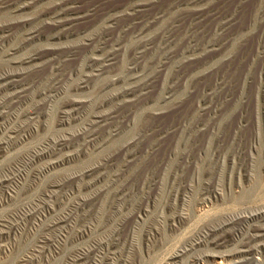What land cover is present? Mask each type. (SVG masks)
<instances>
[{"label":"rangeland","instance_id":"rangeland-1","mask_svg":"<svg viewBox=\"0 0 264 264\" xmlns=\"http://www.w3.org/2000/svg\"><path fill=\"white\" fill-rule=\"evenodd\" d=\"M172 1L0 5V264H264V0Z\"/></svg>","mask_w":264,"mask_h":264},{"label":"bare ground","instance_id":"bare-ground-1","mask_svg":"<svg viewBox=\"0 0 264 264\" xmlns=\"http://www.w3.org/2000/svg\"><path fill=\"white\" fill-rule=\"evenodd\" d=\"M18 1H19V0H0V5L11 6L12 4H14V3H16V2H18ZM36 1H37V0H36ZM51 1H52V0H51ZM63 1H64V0H63ZM72 1H73V0H72ZM105 1H106V0H105ZM158 1H159V0H158ZM173 1H174V0H173ZM173 1H172V2H173ZM205 1H206V0H205ZM222 1H223V0H222ZM33 2H34V1H33ZM48 2H49V1H48ZM54 2H55V1H54ZM150 2H152V1H150ZM155 2H156V1H155ZM164 2H165V1H164ZM223 2H224V1H223ZM49 3H50V2H49ZM74 3H75V2H74ZM90 3H91V1H90ZM93 3H95V2H93ZM139 3H140V2H139ZM143 3H145V2H143ZM166 3H167V2H166ZM194 3H195V2H194ZM237 3H238V2H237ZM237 3H236V4H237ZM41 4H42V3H41ZM126 4H127V3H126ZM133 4H134V3H133ZM145 4H146V3H145ZM148 4H149V3H148ZM164 4H165V3H164ZM48 5H49V4H48ZM129 5H130V4H129ZM137 5H138V4H137ZM141 5H142V4H141ZM150 5H151V4H150ZM32 6H33V5H32ZM41 6H42V5H41ZM132 6H133V5H132ZM132 6H131V7H132ZM143 6H144V5H143ZM146 6H147V5H146ZM42 7H43V6H42ZM76 7H77V6H76ZM82 7H83V6H82ZM84 7H85V6H84ZM131 7H130L129 9H131ZM133 7H134V6H133ZM137 7H139V5H138ZM155 7H156V6H155ZM160 7H161V6H160ZM22 8H23V6H22ZM40 8H41V7H40ZM72 8H73V9H72ZM72 8H69L66 4H63V3H54V4L50 5V6L47 8V10H48L49 13H51V14H53V15L55 14L57 17H59L58 21H55V25L60 27L61 24H63V23H67L68 21L73 20V21H72V24H73V23H75L76 21H78L79 19L82 18V17H81V18L79 17V15H78L79 12L76 11V8H75V7H72ZM142 8H143V7H142ZM163 8H164V7H163ZM163 8H162V9H163ZM217 8H218V7H217ZM36 9H37V8H36ZM44 9H45V8H44ZM86 9H87V8H86ZM154 9H156V8H153V10H154ZM162 9H161V10H162ZM172 9H174V8H172ZM183 9H184V8H183ZM208 9H209V8H208ZM211 9H212V8H211ZM211 9H210V10H211ZM41 10H42V9H41ZM136 10H137V9H136ZM141 10H142V9H141ZM157 10H158V9H157ZM203 10H204V9H203ZM214 10H215V9H214ZM110 11H111V10H110ZM144 11H145V10H144ZM147 11H148V9H147ZM193 11H194V10H193ZM196 11H197V10H196ZM196 11H195V12H196ZM42 12H43V11H42ZM90 12H91V11H90ZM92 12H93V11H92ZM92 12H91V13H92ZM137 12H138V10H137ZM156 12H157V11H156ZM159 12H160V11H159ZM181 12H182V11H181ZM202 12H203V11H201V13H202ZM205 12H207V11L205 10ZM205 12H204V13H205ZM107 13H108V11H107ZM153 13H154V12H153ZM210 13H211V12H210ZM212 13H213V12H212ZM74 14H75L76 16H73ZM129 14H130V13H129ZM139 14H140V13H139ZM167 14H168V13H167ZM169 14H170V13H169ZM186 14H187V13H186ZM217 14H218V13H217ZM40 15H41V14H40ZM62 15H64V16H69V17L66 18V19L64 18L65 21L63 22V21H62V18H60ZM86 15H87V14H86ZM132 15H133V14H132ZM132 15H131V16H132ZM134 15H135V14H134ZM134 15H133V16H134ZM136 15H137V14H136ZM178 15H179V14H178ZM178 15H177V16H178ZM215 15H216V13H215ZM46 16H47V15H46ZM88 16H89V15H88ZM97 16H98V15H97ZM116 16H117V15H116ZM118 16H119V15H118ZM118 16H117V17H118ZM180 16H181V15H180ZM182 16H183V15H182ZM200 16H201V15H200ZM208 16H210V15H208ZM36 17H38V16H36ZM136 17H137V16H136ZM190 17H191V16H190ZM198 17H199V16H198ZM201 17H202V16H201ZM53 18H54V17H53ZM119 18H120V16H119ZM130 18H131V17H130ZM157 18H158V17H157ZM180 18H181V17H180ZM184 18H185V17H184ZM184 18H183V19H184ZM64 19H63V20H64ZM132 19H133V17H132ZM134 19H135V18H134ZM134 19H133V20H134ZM186 19H187V18H186ZM189 19H190V18H189ZM189 19H188V20H189ZM220 19H221V18H220ZM14 20H15V19H14ZM30 20H31V19H30ZM32 20H33V19H32ZM35 20H36V19H35ZM38 20H39V19H38ZM44 20H45V18H44ZM106 20H107V19H106ZM140 20H141V19H140ZM155 20H156V19H155ZM155 20H154V21H155ZM171 20H172V19H171ZM171 20H170V21H171ZM181 20H182V19H181ZM194 20H195V19H194ZM225 20H226V19H225ZM26 21H27V20H26ZM41 21H42V20H41ZM52 21H53V20H52ZM91 21H92V20H91ZM114 21H115V20H114ZM119 21H120V20H119ZM189 21H190V20H189ZM218 21H219V20H218ZM30 22H31V21H30ZM39 22H40V21H39ZM39 22H38V23H39ZM44 22H45V21H44ZM78 22H79V21H78ZM141 22H142V21H141ZM197 22H198V21H197ZM204 22H205V21H204ZM213 22H214V21H213ZM228 22H229V21H228ZM13 23H14V22H13ZM17 23H18V22H17ZM34 23H35V22H34ZM36 23H37V22H36ZM41 23H42V22H41ZM88 23H89V22H88ZM102 23H103V22H102ZM127 23H128V22H127ZM185 23H186V21H185ZM120 24H121V23H120ZM137 24H140V23H137ZM187 24H188V23H187ZM222 24H223V23H222ZM5 25H6V24H5ZM46 25H47V24H46ZM48 25H49V24H48ZM116 25H117V24H116ZM116 25H115V26H116ZM141 25H142V24H141ZM194 25L196 26V24H194ZM12 26H14V25H12ZM38 26L40 27V25H38ZM72 26H73V25H72ZM104 26H105V25H104ZM106 26H107V25H106ZM166 26H167V25H166ZM188 26H189V25H188ZM3 27H4V24H3ZM6 27H7V26H6ZM99 27H100V26H99ZM120 27H121V26H120ZM173 27H174V26H173ZM27 28H28V27H27ZM53 28H54V27H53ZM139 28H140V27H139ZM176 28H177V27H176ZM179 28H181V27H179ZM201 28H202V27H201ZM0 29H1V28H0ZM8 29H9V28H8ZM10 29H11V28H10ZM47 29H48V28H47ZM49 29H50V28H49ZM105 29H106V28H105ZM110 29H111V28H110ZM112 29H113V28H112ZM112 29H111V30H112ZM167 29H168V28H167ZM198 29H199V28H198ZM50 30H51V29H50ZM63 30H64V29H63ZM66 30H67V29H66ZM94 30H95V29H94ZM106 30H107V29H106ZM114 30H115V29H114ZM119 30H120V28H119ZM141 30H142V29H141ZM174 30H175V29H174ZM231 30H232V29H231ZM47 31H48V30H47ZM160 31H161V30H160ZM160 31H158V32H160ZM203 31H204V30H203ZM33 32H34V31H33ZM44 32H45V31H44ZM60 32H61V31H60ZM71 32H72V31H71ZM172 32H173V30H172ZM55 33H56V32H55ZM97 33H98V32H97ZM104 33H105V32H104ZM136 33H137V32H136ZM136 33H135V34H136ZM174 33H175V32H174ZM202 33H203V32H202ZM202 33H201V34H202ZM231 33H232V32H231ZM34 34H35V33H34ZM75 34H76V33H75ZM100 34H103V33H100ZM112 34H113V33H112ZM135 34H134V35H135ZM144 34H145V33H144ZM148 34H149V33H148ZM164 34H165V33H164ZM176 34H177V33H176ZM176 34H175V35H176ZM198 34H200V33H198ZM53 35H55V34H53ZM72 35H73V34H72ZM81 35H82V34H81ZM91 35H93V34H91ZM134 35H133V36H134ZM136 35H137V34H136ZM150 35H151V34H150ZM57 36H58V35H57ZM98 36H99V35H98ZM151 36H152V35H151ZM153 36H154V35H153ZM155 36H158V35H155ZM155 36H154V37H155ZM159 36H160V35H159ZM170 36H171V35H170ZM172 36H173V33H172ZM177 36H178V35H177ZM209 36H210V35H209ZM83 37H84V36H83ZM112 37H113V36H112ZM131 37H132V36H131ZM147 37H148V36H147ZM197 37H198V36H197ZM222 37H223V36H222ZM229 37H230V36H229ZM26 38H27V37H26ZM117 38H118V37H117ZM117 38H116V39H117ZM122 38H123V37H122ZM165 38H166V37H165ZM198 38H199V37H198ZM27 39H29V38H27ZM53 39H54V38H53ZM53 39H52V40H53ZM58 39H59V38H58ZM81 39H82V38H81ZM109 39H110V38H109ZM123 39H124V38H123ZM142 39H143V38H142ZM145 39H146V38H145ZM148 39H149V38H148ZM224 39H225V38H224ZM232 39H233V38H232ZM32 40H33V39H32ZM39 40H40V39H39ZM83 40H84V39H83ZM88 40H89V39H88ZM157 40H158V39H157ZM198 40H199V39H198ZM215 40H216V39H215ZM81 41H82V40H81ZM106 41H107V40H106ZM119 41H120V40H119ZM131 41H132V40H131ZM143 41H146V40H143ZM147 41H148V40H147ZM151 41H152V40H151ZM163 41H164V40H163ZM87 42H88V41H87ZM112 42H113V41H112ZM157 42H158V41H157ZM214 42H215V41H214ZM24 43H25V42H24ZM104 43H105V42H104ZM135 43H137V42H135ZM76 44H77V43H76ZM89 44H90V43H89ZM115 44H116V43H115ZM117 44H118V43H117ZM117 44H116V45H117ZM144 44H145V43H144ZM81 45H82V44H81ZM84 45H85V44H83V46H84ZM63 46H64V45H63ZM63 46H62V47H63ZM85 46H86V45H85ZM113 46H114V45H113ZM180 46H181V45H180ZM33 47H34V46H33ZM37 47H38V46H37ZM52 47H53V46H52ZM69 47H70V46H69ZM71 47H72V46H71ZM71 47H70V48H71ZM151 47H152V46H151ZM43 48H44V47H43ZM53 48H54V47H53ZM67 48H68V47H67ZM63 49H64V48H63ZM111 49H112V48H111ZM118 49H119V48H118ZM118 49H117V50H118ZM146 49H147V48H146ZM56 50H57V49H56ZM89 50H90V49H89ZM114 50H116V49H114ZM29 51H30V50H29ZM29 51H28V52H29ZM58 51H59V50H58ZM53 52H54V51H53ZM59 52H60V51H59ZM112 52H113V51H112ZM144 52H145V51H144ZM144 52H143V53H144ZM148 52H149V51H148ZM151 52H152V49H151ZM210 52H211V51H210ZM31 53H32V52H31ZM73 53H74V52H73ZM105 53H106V52H105ZM110 53H111V52H110ZM169 53H170V52H169ZM48 54H50V53H48ZM106 54H107V53H106ZM151 54H152V53H151ZM34 55H35V54H34ZM46 55H47V54H46ZM58 55H59V54H58ZM72 55H73V54H72ZM147 55H148V54H147ZM38 56H39V55H38ZM40 56H41V55H40ZM78 56H80V55H78ZM112 56H113V55H112ZM35 57H36V56H35ZM71 57H72V56H71ZM76 57H77V56H76ZM80 57H81V56H80ZM140 57H141V56H140ZM46 58H47V57H46ZM53 58H54V57H53ZM74 58H75V57H74ZM100 59H101V58H100ZM100 59H99V60H100ZM38 60H39V59H38ZM66 60H67V59H66ZM44 61H46V60H44ZM54 61H55V60H54ZM63 61H65V60H63ZM25 62H26V61H25ZM46 62H47V61H46ZM43 63H44V62H43ZM43 63H42V64H43ZM52 63H54V62H52ZM40 64H41V63H40ZM47 64H48V63H47ZM49 64H50V62H49ZM62 64H63V63H62ZM72 64H73V63H72ZM91 64H92V63H91ZM36 65H37V64H36ZM36 65H35V66H36ZM51 65H53V64H51ZM51 65H50V67H51ZM60 65H61V64H60ZM60 65H59V66H60ZM92 65H93V64H92ZM76 66H77V65H76ZM32 67H34V66H31V68H32ZM54 67H55V66H54ZM106 67H107V66H106ZM18 68H20V67H18ZM58 68H59V67H58ZM60 68H61V67H60ZM6 69H7V68H6ZM20 69H21V68H20ZM40 70H41V69H40ZM102 70H103V69H102ZM21 71H22V70H21ZM50 71H51V70H50ZM95 71H97V70H95ZM12 72H13V71H12ZM16 73H17V72H16ZM3 74H4V73H3ZM9 74H10V73H9ZM23 74H25V73H23ZM55 74H56V73H55ZM31 75H32V74H31ZM5 77H6V76H5ZM22 81H23V80H22ZM22 81H21V82H22ZM11 84H12V83H11ZM138 84H139V83H138ZM145 84H146V83H145ZM13 85H14V84H13ZM0 86H1V85H0ZM11 86H12V85H11ZM147 86H148V85H147ZM139 87H140V86H139ZM1 88H2V87H1ZM138 89H139V88H138ZM24 90H25V89H24ZM21 91H22V90H21ZM25 91H27V90H25ZM22 92H24V91H22ZM122 92H124V91H122ZM131 92H132V91H131ZM20 93H21V92H20ZM124 93H125V92H124ZM119 95H121V94H119ZM16 96H17V95H16ZM117 96H118V95H117ZM9 98H10V97H8V99H9ZM110 98H111V97H110ZM113 98H114V97H113ZM113 98H112V99H113ZM6 100H7V99H6ZM73 102H74V101H73ZM128 102H129V101H128ZM76 103H78V102H76ZM15 104H16V103H15ZM77 105H78V104H77ZM239 220L243 222V220H245V219H244L243 217H240ZM219 225H221V224H219ZM218 230H219V229H218ZM212 234H213V233H212ZM225 242H226V238H222V239L214 240V241H213V244H214V245H217V246H220V245H222V244L225 243ZM215 264H221V262L218 263L217 261H215ZM238 264H239V263H238Z\"/></svg>","mask_w":264,"mask_h":264}]
</instances>
